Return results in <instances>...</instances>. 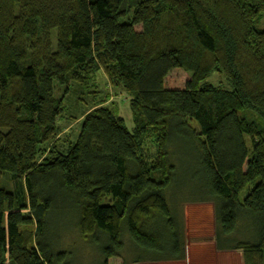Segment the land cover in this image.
I'll use <instances>...</instances> for the list:
<instances>
[{
  "label": "trees",
  "instance_id": "16d2710c",
  "mask_svg": "<svg viewBox=\"0 0 264 264\" xmlns=\"http://www.w3.org/2000/svg\"><path fill=\"white\" fill-rule=\"evenodd\" d=\"M263 19L264 0H0V173L18 184L0 187V264H72L60 214L101 264L183 260L181 197L213 205L219 249L264 264ZM175 69L183 89L166 87ZM99 73L132 132L89 92ZM73 85L93 95L74 140Z\"/></svg>",
  "mask_w": 264,
  "mask_h": 264
},
{
  "label": "rangeland",
  "instance_id": "374dc122",
  "mask_svg": "<svg viewBox=\"0 0 264 264\" xmlns=\"http://www.w3.org/2000/svg\"><path fill=\"white\" fill-rule=\"evenodd\" d=\"M256 28L258 30H264V19L258 25H256ZM190 77V73L185 72L181 69H175L166 78V87L170 89H183L186 83L190 80ZM207 82L214 86H223L225 88H229L225 77L223 75H220L219 73H214L213 75H211ZM95 83V86H97V88L92 87L89 89V92L94 90H96L97 92H101V95H97L101 97H105L106 94H108L109 101L107 102L106 106L116 109L120 116L124 119L125 126L128 131L132 132L134 124L132 114L128 105L129 97L122 92L116 93L110 87L108 80L103 73L98 74ZM64 91L65 88H60L56 93L57 98L62 96ZM92 98V94H89L79 86H71V91L66 95L65 98V111L63 114V118L59 123L63 129H66L65 133L69 135L68 139L74 140L80 132V117L86 111L87 107L90 108L92 106ZM74 117H76L77 120L73 119ZM17 186V182L13 180L9 174L0 173V187L12 192L16 190ZM110 199V197H106L102 204H107ZM54 219L51 222V225L53 226L52 236L54 239L60 238V240L62 241L60 249H69L73 251L72 264H101L102 255L99 250L101 246L96 245L93 242L90 244L83 242L80 236L74 231L67 233V229L64 230V226H66L64 224H66V222L63 221V215L60 214L58 215V217H54ZM110 264L114 263L112 262Z\"/></svg>",
  "mask_w": 264,
  "mask_h": 264
},
{
  "label": "crops",
  "instance_id": "0c3cea01",
  "mask_svg": "<svg viewBox=\"0 0 264 264\" xmlns=\"http://www.w3.org/2000/svg\"><path fill=\"white\" fill-rule=\"evenodd\" d=\"M175 202L173 215L184 235L185 258L180 261H159L135 264H245L239 250H226L216 242L215 210L210 203H188L183 198ZM122 264L120 259L108 263Z\"/></svg>",
  "mask_w": 264,
  "mask_h": 264
}]
</instances>
